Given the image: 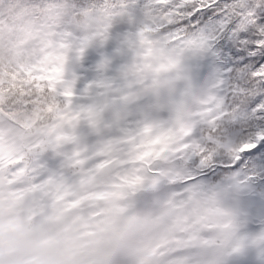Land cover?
<instances>
[{"label":"snow or ice","instance_id":"snow-or-ice-1","mask_svg":"<svg viewBox=\"0 0 264 264\" xmlns=\"http://www.w3.org/2000/svg\"><path fill=\"white\" fill-rule=\"evenodd\" d=\"M108 194L137 264H264V0H0V264H99Z\"/></svg>","mask_w":264,"mask_h":264},{"label":"rangeland","instance_id":"rangeland-1","mask_svg":"<svg viewBox=\"0 0 264 264\" xmlns=\"http://www.w3.org/2000/svg\"><path fill=\"white\" fill-rule=\"evenodd\" d=\"M108 184L105 180L100 186ZM95 189L96 184L89 186ZM110 214L100 220L95 235L88 230L78 234V242L85 246L87 256L95 257L99 264H137L138 259L150 246L160 244L159 251H167V242L179 239L174 230L166 226L164 218H124L119 211L121 205L110 194L107 195ZM38 231H56L54 224H35Z\"/></svg>","mask_w":264,"mask_h":264},{"label":"trees","instance_id":"trees-1","mask_svg":"<svg viewBox=\"0 0 264 264\" xmlns=\"http://www.w3.org/2000/svg\"><path fill=\"white\" fill-rule=\"evenodd\" d=\"M13 19L19 25V24H22V22H24L27 19V17L23 13H17L13 17ZM34 227H35V225H34Z\"/></svg>","mask_w":264,"mask_h":264}]
</instances>
